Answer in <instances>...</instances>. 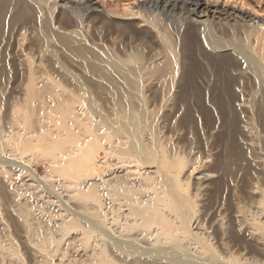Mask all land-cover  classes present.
Wrapping results in <instances>:
<instances>
[{
    "label": "rangeland",
    "instance_id": "obj_1",
    "mask_svg": "<svg viewBox=\"0 0 264 264\" xmlns=\"http://www.w3.org/2000/svg\"><path fill=\"white\" fill-rule=\"evenodd\" d=\"M169 1L172 10L156 0H0V264H178L175 253L204 264H264V82L248 61L264 71V0H203L224 8L218 18L189 16L192 0ZM235 9L254 17L241 20ZM206 23L245 52L209 47L198 36ZM160 31L174 38L175 74ZM62 34L119 59L139 55L140 129L187 199V220L169 191L158 194V163L117 153L127 140L111 130L96 135L101 118L84 99L126 120L128 104L140 103L91 73L92 59L66 50ZM31 79L35 110L17 118ZM64 106L79 114L77 126ZM21 140L29 148L18 152ZM125 240L138 253L119 249Z\"/></svg>",
    "mask_w": 264,
    "mask_h": 264
},
{
    "label": "bare ground",
    "instance_id": "obj_2",
    "mask_svg": "<svg viewBox=\"0 0 264 264\" xmlns=\"http://www.w3.org/2000/svg\"><path fill=\"white\" fill-rule=\"evenodd\" d=\"M11 1H14V0H10V2ZM29 1H32V0H29ZM192 1L195 4H194L192 10L190 9L191 11L188 10L189 16L190 15H201L203 17H207L208 15H213L216 18H218V16L220 17V14H222V11L224 9L219 4H216V3L215 4H212V3H209V2L203 1V0H192ZM160 3H162V4L164 3L163 4V8L165 10H169L168 7L171 8L170 10H172L176 6L175 4H172V5L167 4V0H156V3L155 4L157 6ZM232 13H233V16L235 15L236 17H238L241 20L242 19H245L246 17H254V15H252V14H250V13H248V12L242 10V9L241 10H238V9L236 10L235 9V12H232ZM46 26L48 27V24H46ZM252 30H251V28H250V30H247V35L248 36L252 34V32H253ZM198 33H199V35H198L199 36V39H204L205 43L209 47H211V48L220 49V48H224L225 46L231 45V46H234V47L238 48L240 50V52H245L243 50L244 49L243 46H241L240 44H237V43L231 42V41H226V40H219V39H224V38L217 37L214 34V30H213L211 24H209V23L204 24L203 27H202V29H201V31L198 32ZM159 35H160V40L163 43L164 48L166 49V55H167V59L169 61L170 71H171V73L175 74V73H177V60H176V57H177L176 54L177 53H176V50H175V47H174V42H173L174 38L172 37L171 34H169L167 32H161L160 31L159 32ZM57 39L62 44V46H64L65 49L68 50V51H70L71 53H73L75 55H82L85 58L92 59V60H89V62L87 63L88 70L91 73L97 74L102 80H104L105 82H107L108 84H110L113 88H115L116 91H119L120 90L123 93H126L125 96H124L125 98L130 97V98H134V99H136V100L139 101V103H140L139 108L135 107V105H133V104H128L127 109H126V117H127V120H126V118L121 119L119 117H117V118H110L109 116L103 114L101 111H99L95 107L93 98L91 96H89L86 99H84V102L86 104V108L93 114L92 118L93 119H96L95 118L96 116H100V118H101V120L99 122H98V120L96 121V127H95L96 135H97L98 131H100V130H111L112 131L111 132L112 136H115V137H117L120 140L121 139H124L123 141L127 140L126 143H124L125 144V147H123V146H121V147L118 146L117 148H115L116 146L114 147V149H115V151L117 153H119L120 155H123L125 157L133 158L134 160H137L139 163H142L144 165L145 164L146 165L147 164L148 165L149 164H153L155 162L158 163L157 167L155 168L156 169V173L152 171V173H155L154 176L156 178L158 177V185H159V187H156V190H157L158 194L159 193H164L165 191H169L168 193L171 194V197L174 198V201H180V203H181L180 206L179 205H176L177 202H175V205L177 206L176 209L178 210L179 208H181L182 209V213L184 215L183 217H187V218H185L187 220L188 217H189V212H188V209H187V203L188 202L186 203V200L187 199L183 198L184 196L181 197V195L178 193V191L171 185V183H170L171 180H170L169 177H167V174L166 175L165 174H162L160 168L162 166H164L165 163L162 160H160V161L157 160V158H156L157 156H155V154H154V151L155 150L152 151L151 149H149L148 146H146L147 144L145 143V140L143 139V136L144 135H142V130L140 129V124H141L140 122L143 119H145L146 114H147V111H146L145 106L142 103V96H141V91H142V87H143L142 86V77H143L142 75L144 73L143 72L144 71V68H143V66L141 64H139L140 63L139 62V60H140L139 59V55L135 53V54H131L129 56V58H127V59H121V58L119 59L117 57H114V56L106 53V52H100V53H98V52H96L94 50H91V49H88L86 47L78 46V44H77L78 40L77 39H72L70 36H67L65 34H62V35L57 36ZM248 39H250V38H248ZM93 59H94V61H93ZM248 61H249L250 65H251L252 69L254 70L255 74L259 78H261V80L264 82V71H262V70H260V68H258L257 64L253 61V59L252 60L249 59ZM77 82L80 85L84 86L83 85V82L80 79H77ZM30 86H31V88H30ZM29 88H30L31 93H29L30 94V97L26 101V104H25V107H24L25 114L22 115L23 113L22 114L19 113L20 111L18 110L16 112V115H15L17 118H19L20 116H23L26 119H29L30 118V115L35 110L34 103L38 99L37 98L38 97V93H37V91L35 89L36 87L33 84L32 79L30 81ZM73 100H76V99H73ZM59 109H61V108H59ZM58 112H61V111L59 110ZM64 112L66 114L70 115L71 116L70 118H73V122L71 123V125L72 124L76 125V123H77L76 121H78L80 119L79 117H77V116H79V114L76 116L75 113H74V111H73V108H69L68 109L67 107L64 108ZM74 120H75L76 123H74ZM26 122H28V121H26ZM77 125H78V123H77ZM68 128H70V126L69 127H66L67 130H68ZM74 128H77V127H74ZM83 129H85V128H83ZM76 132H77V130H76ZM60 133H61V131H60ZM71 133L72 132L69 131L68 133H65V136H70ZM60 135H63L64 136L63 133L60 134ZM91 136H93V135H91ZM57 137L59 138L60 136H57ZM62 139L63 138L60 137L59 139H57V141H62ZM42 142H44V141L42 140ZM15 145L18 148V152L19 151L22 152L25 149L27 150L29 148L28 142L27 141L25 142L24 140L23 141L21 140L20 144H18V145L15 144ZM7 146H9V145H7ZM130 158H128V159H130ZM123 160L124 159H122V162H124ZM118 161H120V160H118ZM135 168L137 169L138 167H135ZM130 170H132V169H130ZM128 171L129 170H127L126 172H128ZM116 172H117L116 174H118V172H120V171H116ZM158 172H161L160 177L157 176V173ZM149 173H150V171H147L144 174L146 176L151 175ZM131 175L132 174H130V176ZM121 177L123 178V176H121ZM155 177H154V179H155ZM117 178H118V176H117ZM112 179H110V178H106L105 179L104 178V181L105 182L104 183H101V184L106 185V186H110V185L113 184V181L115 180L114 179L112 181ZM92 184L93 183H90V181H89L88 186L90 187ZM94 184H95V182H94ZM124 184L125 185H128L127 182L126 183H123V182H120V180H119L117 182L116 186H123ZM96 188H97V186H96ZM100 191H101V189H100ZM104 196H105V193H104ZM145 199H141V201L142 200H145ZM180 203H178V204H180ZM117 246L119 247V249H121V250H125L126 249L129 252H131V253L137 252V249L134 248V243H129L127 240L121 241L119 244L117 243ZM138 251H140V253L141 252H144V254L145 253L146 254H150L151 253L150 255H152V254L154 255L155 253H157L156 251H153V250L145 251L142 248L141 249L138 248ZM161 253H163V252H161ZM158 254H160V253H158ZM175 254H174V257L172 258V256H173L172 255L171 258L173 260H175L178 264H204V263H202V261H201V263H197V261L190 260L191 258H185V255H183L182 253L180 255H177V254L175 255ZM162 255H161V257H162ZM218 260H220V259H218ZM224 263H226V262H224ZM224 263H222V264H224ZM231 264H237V263L233 262Z\"/></svg>",
    "mask_w": 264,
    "mask_h": 264
}]
</instances>
